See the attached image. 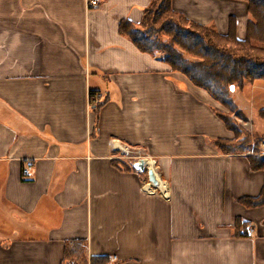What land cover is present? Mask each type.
<instances>
[{"label":"crops","instance_id":"crops-1","mask_svg":"<svg viewBox=\"0 0 264 264\" xmlns=\"http://www.w3.org/2000/svg\"><path fill=\"white\" fill-rule=\"evenodd\" d=\"M98 1L0 0V210L12 217L0 264H63L75 239L108 264H264V205L240 201L261 194L264 171L218 149L234 132L207 91L120 32L154 0ZM172 4L247 37L244 0ZM137 156L156 159L162 183Z\"/></svg>","mask_w":264,"mask_h":264},{"label":"trees","instance_id":"trees-1","mask_svg":"<svg viewBox=\"0 0 264 264\" xmlns=\"http://www.w3.org/2000/svg\"><path fill=\"white\" fill-rule=\"evenodd\" d=\"M249 5L250 18L247 37L239 39L236 22L232 19L228 34H221L215 27L193 21L176 11L172 0H154L145 10L140 23L123 21L120 32L141 51L159 55L173 71L184 74L195 86L200 87L225 107L226 112L214 108L234 138L215 141L224 153L243 154L249 150L252 169L264 171V154L261 145L263 134H252L240 120L246 121L244 111L238 108L232 86L245 89L246 83L264 80V0H244ZM95 92H91L92 103ZM264 121V106L259 108ZM233 113L236 118L233 117ZM127 169L131 166L123 165ZM248 207L264 205V187L257 197L240 200ZM237 228L246 230L247 223L237 219ZM247 235V231L240 232ZM88 242L75 239L66 245L63 264H108L105 256H90Z\"/></svg>","mask_w":264,"mask_h":264},{"label":"rangeland","instance_id":"rangeland-1","mask_svg":"<svg viewBox=\"0 0 264 264\" xmlns=\"http://www.w3.org/2000/svg\"><path fill=\"white\" fill-rule=\"evenodd\" d=\"M259 89H264V85H262V83H255V85H254V84L248 82V83H246L245 89H240V87H235V89L233 90V93H232L233 99H234L235 103L237 104L238 108L241 109L242 111H244V114L246 116V121L240 120V122H242L244 124V126L252 134H255V135L264 133V121L260 117L259 112H258L260 105L259 104H256V105L253 104L255 102L254 95H255V93L259 92L258 91ZM260 92H261V90H260ZM98 102H99V100L96 103H98ZM218 106H219L218 107L219 110H223L226 112L225 107L222 106L220 103ZM233 117L236 118L234 113H233ZM262 144H264V143H262ZM261 148H262V153H263L264 152V146L261 145ZM249 151H251V150H249ZM251 154H254V153H251ZM146 157L150 158V159H154V158H151L148 156H146ZM146 157L137 156L135 158V160H137L139 158H141V159L146 158ZM133 159H134V156H133ZM135 162L136 161H134V163ZM132 166H134V164H132ZM160 182H161V180H160ZM2 211H4V210L2 209ZM2 211L0 210V225L3 226L4 228H7V227L11 226L10 224L12 223L11 222L12 217L9 214L3 213ZM6 217H10L11 219L6 220ZM7 223L8 224L10 223V224L8 225Z\"/></svg>","mask_w":264,"mask_h":264},{"label":"water","instance_id":"water-1","mask_svg":"<svg viewBox=\"0 0 264 264\" xmlns=\"http://www.w3.org/2000/svg\"><path fill=\"white\" fill-rule=\"evenodd\" d=\"M235 87L232 86V90H234ZM134 168L137 170H140L142 172L147 171L148 176H149V180L155 184V185H159L160 180L156 174V171L153 168H147L146 167V160L144 158L138 160L137 162L134 163Z\"/></svg>","mask_w":264,"mask_h":264},{"label":"built area","instance_id":"built-area-1","mask_svg":"<svg viewBox=\"0 0 264 264\" xmlns=\"http://www.w3.org/2000/svg\"><path fill=\"white\" fill-rule=\"evenodd\" d=\"M98 4H99V1H98V0H88V6H90V7L98 6ZM98 100H99V98H98V99H95V96H94V98H93V102L96 103ZM262 146H264V144H262ZM251 153H253L252 150L246 152L247 155H249V154H251ZM263 154H264V152H263ZM140 159H141V158H139V159H137V160H135V161L137 162V161L140 160ZM144 159L146 160V167H147V168H153V167L156 166V164H157L156 159H153L154 163L152 164V165H153V167H152L150 164H148L149 160H151V159H150V158H144ZM32 167H33V165H32L31 163H29V164L24 168V175H25V176H27V175L31 172ZM154 170H155V168H154ZM89 264H90V263H89Z\"/></svg>","mask_w":264,"mask_h":264},{"label":"bare ground","instance_id":"bare-ground-1","mask_svg":"<svg viewBox=\"0 0 264 264\" xmlns=\"http://www.w3.org/2000/svg\"><path fill=\"white\" fill-rule=\"evenodd\" d=\"M153 163H154L153 159L149 160V162H148V164H150L152 167H153V165H152ZM154 168H155V171H156V166H154L153 169ZM156 174H157V171H156Z\"/></svg>","mask_w":264,"mask_h":264}]
</instances>
